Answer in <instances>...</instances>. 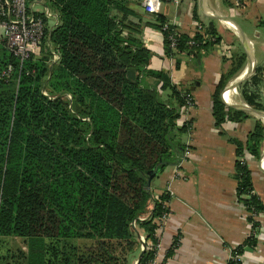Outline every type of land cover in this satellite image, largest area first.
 Masks as SVG:
<instances>
[{"label":"trees","instance_id":"16d2710c","mask_svg":"<svg viewBox=\"0 0 264 264\" xmlns=\"http://www.w3.org/2000/svg\"><path fill=\"white\" fill-rule=\"evenodd\" d=\"M38 1L27 0L30 10ZM43 1L56 23L45 19L40 56L21 63L0 39V240H27L32 264H129L142 233L139 264H153L171 197L155 196L148 182L153 172L182 161L181 136L190 124L180 119L191 91L151 68L153 54L140 38L141 25L130 20L129 0ZM155 19L169 58L220 41L210 26L193 38L178 34L173 49L168 37L176 28L162 14ZM245 62V53L236 54L212 95L217 127L251 117L223 98ZM261 70L240 84V93L264 113L256 90ZM229 141L236 148L237 196L252 224V235L227 263L241 264L236 257L256 246V219L264 214L248 165L262 155L263 120L246 141ZM88 242L95 247L84 248ZM179 243L176 237L167 257Z\"/></svg>","mask_w":264,"mask_h":264},{"label":"crops","instance_id":"0c3cea01","mask_svg":"<svg viewBox=\"0 0 264 264\" xmlns=\"http://www.w3.org/2000/svg\"><path fill=\"white\" fill-rule=\"evenodd\" d=\"M143 1L129 0L128 6L135 12L130 20L141 25L140 38L153 54L151 68L168 72L172 83L190 90L195 100L187 115L181 113L180 122L190 124L188 132L181 136L186 146L181 163L166 167L151 184L155 196L167 193L171 197V216L159 232L158 264H227L232 252L252 235V224L237 196L236 148L229 140L246 141L260 118L250 114L243 122L228 121L217 127L212 95L222 75L230 70L234 56L245 53V65L228 83L224 100L248 106L240 84L229 86L247 71L251 70L252 75L259 68L261 80L256 90L264 106V0H178V4L175 0H160L158 11L153 14L147 12ZM33 9L43 12L44 1L39 0ZM157 14L165 16L179 34L190 38L197 33L195 23L205 30L213 26L220 41L199 54L169 58L165 55L164 35L154 27ZM55 20L53 14L50 24L54 25ZM248 165L254 192L264 203V143L260 159L251 158ZM149 208L153 209V204ZM256 221L260 224L255 233L257 244L245 249L241 264H264V214ZM176 237H180L179 246L167 257ZM11 238L27 241L7 237L0 240V246ZM141 252L142 248L133 264ZM0 264H32V258L29 251L0 252Z\"/></svg>","mask_w":264,"mask_h":264},{"label":"built area","instance_id":"2783aa9c","mask_svg":"<svg viewBox=\"0 0 264 264\" xmlns=\"http://www.w3.org/2000/svg\"><path fill=\"white\" fill-rule=\"evenodd\" d=\"M159 3L160 0L143 1L144 8L152 14L157 13ZM175 3L178 4L179 1L175 0ZM35 13L34 9L30 10V7H28L27 0H0V39L6 42L8 49L21 63L29 60L32 56L38 57L41 55L46 28L45 19H52L53 17L52 12L47 8L41 12L44 14L42 17ZM168 27L169 24H166L164 30ZM195 28L196 32L204 31V27L199 23H195ZM178 34L175 29L168 37L170 46L173 49L177 47ZM189 45L194 46L195 42L190 41ZM194 106V97L189 94L186 97L185 105L182 107V113L184 111L187 115ZM170 216L171 213L164 216L163 226ZM236 259L241 260V257H236ZM158 260L159 257L157 256L153 264H158Z\"/></svg>","mask_w":264,"mask_h":264},{"label":"rangeland","instance_id":"374dc122","mask_svg":"<svg viewBox=\"0 0 264 264\" xmlns=\"http://www.w3.org/2000/svg\"><path fill=\"white\" fill-rule=\"evenodd\" d=\"M184 135V134H183ZM137 228V227H136ZM139 241H140V246L138 247V250H140L139 248H142V240L145 239L144 234L140 233L138 235ZM5 239V238H4ZM3 241V240H2ZM76 244H79V242L76 241ZM83 247H95L93 245L92 242H88V243H82ZM9 250V252L12 253H27L28 252V242L27 241H23L22 239H7V241H3V244L0 246V252H6ZM137 250V251H138ZM138 253V252H137ZM137 257V255L135 254V256L133 258L130 259V263L129 264H133L135 261V258Z\"/></svg>","mask_w":264,"mask_h":264},{"label":"water","instance_id":"95a60500","mask_svg":"<svg viewBox=\"0 0 264 264\" xmlns=\"http://www.w3.org/2000/svg\"><path fill=\"white\" fill-rule=\"evenodd\" d=\"M251 70L247 71L245 74H243L242 76H240L239 78H237L236 80H234L229 86V88H233V87H237L239 84H241L244 80H246L250 75H251ZM231 106L235 107V108H239V109H242L256 117H259L261 120L264 121V113L263 112H260V111H257L249 106H246V105H235V104H230ZM158 169H156L157 171ZM156 176V172H153L150 179H149V182H148V187L151 186V181L152 179ZM142 252H141V255L140 257L138 258V260L136 261L135 264H139V262L141 261L143 255H144V252L146 250V242L145 240L142 241Z\"/></svg>","mask_w":264,"mask_h":264}]
</instances>
